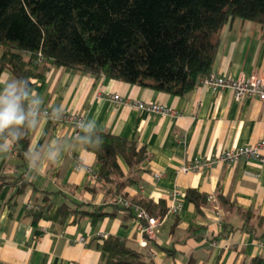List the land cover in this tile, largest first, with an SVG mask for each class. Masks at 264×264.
Returning <instances> with one entry per match:
<instances>
[{
    "label": "crops",
    "instance_id": "obj_1",
    "mask_svg": "<svg viewBox=\"0 0 264 264\" xmlns=\"http://www.w3.org/2000/svg\"><path fill=\"white\" fill-rule=\"evenodd\" d=\"M211 73L235 80L264 79V27L229 20L219 31ZM9 76L3 71L0 78ZM204 78L191 91L174 96L51 66L44 80L33 86L43 99L42 108L53 111L62 106L63 112L94 120L99 131L144 147L148 157L139 165L137 181L122 193L130 201H164L168 206L169 193L176 189L182 209L165 217L153 239L142 237L139 221L124 218L121 212L96 222L68 215L59 223L56 213L61 205L100 206L110 212L112 196L109 185L91 178L89 171L95 173L100 166L72 136L71 125L41 119L36 130L27 129L28 147L43 152L58 143L57 165L44 162L40 174L29 173L25 159L19 160L13 151L0 153V175L19 179L0 189V264H100L99 246L107 236L125 240L151 264H186L190 259L194 264H243L255 256L264 259V246L259 245L264 238L256 239L242 228L249 210L255 215L250 223L256 234L264 233V162L239 160L199 173L178 172L187 161L264 140V101L256 97L236 101L232 91L205 85ZM115 94L121 103L111 99ZM135 101L161 104L173 114L141 111L133 106ZM118 162L127 175L124 161ZM154 173L161 176L154 178ZM21 184L23 191L13 197ZM187 189L207 195L201 215L184 199ZM37 209L42 215L33 223L27 212Z\"/></svg>",
    "mask_w": 264,
    "mask_h": 264
},
{
    "label": "trees",
    "instance_id": "obj_2",
    "mask_svg": "<svg viewBox=\"0 0 264 264\" xmlns=\"http://www.w3.org/2000/svg\"><path fill=\"white\" fill-rule=\"evenodd\" d=\"M234 18L264 27V0H0V75L8 71L12 77L28 78L33 87L44 80L51 66H56L182 96L210 73L219 31ZM99 134L104 139L103 148L89 152L100 166L95 183L109 185L112 210L61 205L56 213L59 223L68 215L92 222L119 212L124 218H135L116 199L126 198L122 190L137 181L136 172L147 159V152L134 141L103 131ZM28 145L26 129L12 149L19 160H24ZM119 159L128 167L127 175ZM18 181L0 175V189ZM22 184L13 197L23 191ZM184 199L202 214L207 195L187 189ZM131 202L153 217L163 216L168 209L164 201ZM27 213L36 223L42 209ZM244 215L242 228L256 239L264 238V233L257 235L250 223L255 215L249 210ZM99 247L100 264H151L116 236H107ZM186 264L194 262L190 259ZM243 264H264V259L255 256Z\"/></svg>",
    "mask_w": 264,
    "mask_h": 264
},
{
    "label": "built area",
    "instance_id": "obj_3",
    "mask_svg": "<svg viewBox=\"0 0 264 264\" xmlns=\"http://www.w3.org/2000/svg\"><path fill=\"white\" fill-rule=\"evenodd\" d=\"M204 84L213 88L229 89L233 93V97L236 101L244 97H256L259 100L264 101V79L258 77H251L249 79H231L229 77H223L216 74H209L204 78ZM111 99L115 102L121 103V97L117 94L113 95ZM133 106L141 111L148 113H154L159 115H172L173 113L165 106L158 103L135 101ZM41 119L51 121L55 124H69L72 128V136L78 138L80 129L78 122L83 118L79 115L63 112L62 116H58L53 111L42 108ZM239 160L264 162V140L258 141L254 144L244 145L240 147L226 149L217 153L214 156L193 159L183 163L178 172L181 174L199 173L206 171L217 164L222 163H236ZM96 173V172H95ZM95 173L89 171L91 178L95 179ZM160 173H154V178H159ZM179 192L173 189L169 193L170 204L163 216L153 217L143 207L131 202L129 199L118 197L116 203L126 209H129L135 215L136 220L139 221V233L142 237L153 239L156 235V228L162 225L165 221V217L169 214H177L182 209V203L179 200ZM83 238H79V241H83ZM260 246H264L263 243H259Z\"/></svg>",
    "mask_w": 264,
    "mask_h": 264
},
{
    "label": "clouds",
    "instance_id": "obj_4",
    "mask_svg": "<svg viewBox=\"0 0 264 264\" xmlns=\"http://www.w3.org/2000/svg\"><path fill=\"white\" fill-rule=\"evenodd\" d=\"M43 99L37 93L28 78H0V153H10L20 142L26 129L36 130L41 123ZM53 112L63 115L62 106H54ZM80 133L78 144L84 151L99 152L104 139L99 134L96 122L86 119L78 122ZM58 143L48 146L45 151L28 147L24 152L29 173L40 174L43 163L57 165L60 159ZM34 179V176L29 177Z\"/></svg>",
    "mask_w": 264,
    "mask_h": 264
}]
</instances>
